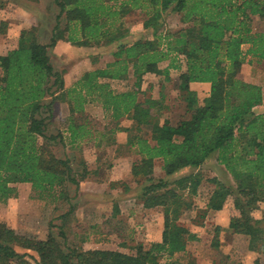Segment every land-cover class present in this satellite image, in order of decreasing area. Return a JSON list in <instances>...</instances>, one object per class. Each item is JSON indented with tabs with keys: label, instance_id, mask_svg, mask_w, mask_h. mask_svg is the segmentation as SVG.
<instances>
[{
	"label": "trees",
	"instance_id": "16d2710c",
	"mask_svg": "<svg viewBox=\"0 0 264 264\" xmlns=\"http://www.w3.org/2000/svg\"><path fill=\"white\" fill-rule=\"evenodd\" d=\"M54 3L59 13L49 43L40 41L39 29L33 26L22 31L16 49L0 56V202L17 198L18 184H30L41 200L68 201L69 188L78 190L82 182L101 175L102 165L90 171L80 159L77 168L70 158H59L54 145L68 143L78 149L85 142L99 147L125 131L129 152L136 157L131 174L144 181L140 189L143 206L163 209L162 240L139 244L135 254L84 250L68 246L64 231L59 235L62 242L55 235L40 240L0 222V264H33L27 259L31 256L19 249L37 253L35 264H181L175 256L185 253L188 243L197 239L179 222L192 207L184 192L196 195L203 178L197 172L174 181L156 180V161L162 162L170 178L186 168H201L212 156L232 177L235 188L212 180L216 188L208 208L221 211L235 192L239 215L231 219L229 229L247 236L251 251H264V229L253 216L257 204L264 202V112L256 113L264 104V93L261 86L240 76L247 55L264 64V32L252 29L254 16L264 21V1L128 0L120 7L106 0ZM138 11L144 29L153 31V39L143 35L128 43L130 32L124 19ZM168 13L178 15L186 27L163 34ZM5 25L1 24V32ZM59 41L79 47H112L114 60L86 72L66 91L64 73L54 68L49 55ZM245 46L249 47L246 52ZM179 56L186 62L178 90L188 117L172 125L156 118L158 101L139 96L144 77L155 74L169 79V69L159 65L171 60V68H179L175 66ZM113 81L129 82L131 89L118 92ZM191 83L211 85L202 103L190 89ZM58 100L70 107L64 121L67 142L63 132L48 131ZM94 102L103 107L110 127L114 125L110 130L96 127L99 121L86 112L85 105ZM125 118L133 121L132 127H120Z\"/></svg>",
	"mask_w": 264,
	"mask_h": 264
},
{
	"label": "rangeland",
	"instance_id": "374dc122",
	"mask_svg": "<svg viewBox=\"0 0 264 264\" xmlns=\"http://www.w3.org/2000/svg\"><path fill=\"white\" fill-rule=\"evenodd\" d=\"M21 1L28 5L31 10L38 12L39 15V22L37 19L31 18L26 20V29L37 26L40 40L48 43L57 24L56 17L59 13V8L55 5L54 0ZM106 1L110 5L120 7L127 0ZM2 9L15 14L12 11V9L14 10L13 6L7 5L5 0H0V10ZM257 18L259 17H253L252 28L256 29L257 27L261 30L264 21L260 24ZM124 21L127 28L134 29L141 26L143 17L138 11L127 15ZM258 24L259 26H256ZM64 25L63 23V27ZM184 27L186 25L180 22L178 15L168 13L164 21L163 34L171 31L176 32ZM142 34H149L152 37L153 31ZM98 50L101 52L98 55L101 61L106 62L111 59L110 50L112 47H103ZM62 51L64 50L62 49ZM246 51L245 48L244 52ZM179 59L185 61L183 56H179ZM52 62L57 71L62 72L69 68L68 60L62 56L56 55ZM240 76L243 80L256 81L264 93V64H259L247 55ZM156 82L158 81L156 80ZM129 84L131 85L128 82L125 84L114 83V86L119 88L122 85L129 88ZM151 85L155 84L151 83ZM156 85L158 86V83ZM154 87L153 90L148 91L147 96H159L158 87L157 89ZM172 90L175 93L174 102L170 99ZM177 91L178 85L176 83L166 85L164 94L165 96L169 95V97L167 102V98L164 100L168 104L169 110L153 111L155 115L157 114L156 118L160 119L161 122L168 120L172 125H176L188 117L186 104L180 99V94ZM66 111L63 104L60 105L56 120L51 122L48 127L49 134L63 132L64 135L66 132L64 123L67 120V117H64ZM263 112L264 104L256 108V113ZM89 115L99 121L96 127L101 130L103 128L110 130L108 128L110 127L109 119L104 120L100 115L99 118L96 109H93ZM117 134L118 132L111 136L110 141H104L99 147L84 144L81 145V148L73 149L68 143L65 146L59 143L53 147L59 158H70L77 168L80 166L78 164L80 159H83L92 171L102 165V176L93 175L96 177L93 180L101 182L103 187L97 188L96 185L87 183L76 190L72 186L69 188L68 201L51 202L39 199L30 184H18V197L10 199L7 203L0 202V222L7 224L20 235L40 240H46L50 235H55L62 242L63 240L59 235L61 231H64L68 238V246L83 248L84 250L103 249L135 254L139 244L148 246L155 242H161L164 230L163 209L144 208L140 197V189L144 181L133 178L130 170L136 157L130 154L127 147L129 133L125 132L127 137H121L123 140L126 138L124 144L118 142ZM197 172L203 178L202 184L196 195L190 196L188 192H184L192 207L181 216L179 221L197 239L189 242L187 251L177 254L175 259L181 264H264V251H251L249 238L244 235L233 234L229 229L231 219L239 215L234 207V198L237 194L234 192L228 198L221 211H213L208 208L210 198L216 188L212 180L217 179L227 187L235 188V182L225 168L217 162L216 156H212L199 169L186 168L170 178L165 175L162 170V162L158 160L156 161L154 178L156 180L164 178L174 181L181 176ZM114 180L119 181L113 182ZM110 181L117 184L107 185ZM253 216L260 221V226L264 229V202L257 204ZM18 251L27 252L31 256L27 259L33 264L39 260L37 253L33 251L20 249ZM164 262L165 260L162 261V263ZM10 264L17 263L12 262Z\"/></svg>",
	"mask_w": 264,
	"mask_h": 264
},
{
	"label": "crops",
	"instance_id": "0c3cea01",
	"mask_svg": "<svg viewBox=\"0 0 264 264\" xmlns=\"http://www.w3.org/2000/svg\"><path fill=\"white\" fill-rule=\"evenodd\" d=\"M5 1H6L7 5L13 6L14 10L12 9V11H14L15 14L10 13V11L6 10V9L0 10V27H1L2 23L6 24L5 26H3V31L2 32L0 31V56H5L8 54V52H10V51H12L18 47L21 33L23 30L26 29V20L27 19H30V18L34 19V20L37 19V21L39 22V15L37 14L38 12L31 10L29 8V6L23 4L21 0H5ZM257 19L260 22V24L263 22L262 20H260V18H257ZM140 25H141L140 27H138V28L136 27L134 29L127 28L129 30L130 34H129V37L126 39V42L132 43V42L136 41L138 38H140L141 36H143L142 33L146 34L147 32L152 31V30L144 29L143 23ZM256 26H259V24ZM252 29H253V32H255V33H263L264 32V24L262 25L261 30L257 29V27H256V29L254 27ZM144 31H147V32H144ZM144 36H147L148 38L153 39L152 37L149 36V34L144 35ZM42 43H44V42H42ZM100 48H103V47H100ZM114 48H117V46H115ZM245 48L248 50L249 47L245 46L244 49ZM62 49L64 51L61 52ZM98 49H99L98 47H93V48H91V47H79V46H76V45L72 44L71 42H67V41H59L54 48L50 49L49 55H50L51 62H52V59L56 55L59 57L62 56V58H64L65 60L66 59L68 60L69 68L67 70L62 71V73H64L63 75H64L65 90L66 91L72 90L86 72L92 71L96 68H103L108 63H110L114 60L112 55L110 54L111 59L107 60L106 62H103V60L101 61V58L98 56V55H100L101 52H98L99 51ZM97 53H99V54H97ZM94 59L96 60V62ZM175 64H176L175 66H179V68H171L172 67L171 60L164 61V62L160 63V65H159L160 69H162V70H166V69L168 70L169 69V71H170L169 79H166V77L164 75L158 76L155 74H147L144 77V82L142 85L143 94L140 95L139 97L140 98L148 97L147 96L148 91L153 90L154 86H155L154 89H157V87H158V89H159L158 95L159 96L158 97H156V96L151 97L150 96V97L152 99H154L155 101H158L157 107L159 108L158 109L159 112L160 111L163 112L164 110H169L168 104L166 103L169 95L165 96V94H164V90H166V85L168 86L170 83H176V85H178L179 84L178 83L179 82V76H180L181 72L184 71L186 68V62L184 60L179 59V58ZM52 65H53V62H52ZM160 79H162V80H160ZM156 80L158 82H156ZM245 81L249 82V83L257 84L256 81H253L251 79H245ZM112 83H113L112 84L113 88H115L118 92H126V91L131 89V86L129 88H125L122 85H120L119 88H116L114 86V83L125 84V81H123V82L122 81H113ZM151 83H154L155 85H151ZM156 83H158V86L156 85ZM210 88H211V85L209 83H191L190 84V89L198 94V97H199L201 103L203 102V100L206 97L209 96ZM177 92L179 93V90ZM174 97H175V93L172 90V95L170 96V99L173 100L172 102H174ZM164 99H166V102ZM62 104L65 107V109L67 110L66 115H64V117L68 118L70 116V107H69L68 102L67 101L63 102V101L58 100L54 104V117L52 119V122L54 120H56L57 111L60 108V105L62 106ZM85 109H86V112L88 114H91L92 110L96 109V114H98V117L100 118V116H102V119H104V120L106 119V116H105L106 113H105L103 107L99 103H96V102L91 103V104L88 103L85 105ZM94 117H95V115H94ZM133 124L134 123L132 120L125 118L121 121L120 127L121 128H130L133 126ZM64 135L65 136L67 135L65 137V139H67L69 137L67 128H66V132L64 133ZM116 137L118 138V142L120 144L126 143V141H125L126 138H125V140H123V138H121V137H127V135L125 134L124 131H118V134ZM119 139H122V140H119ZM84 144H85V142H83L82 145H84ZM90 145H93L94 147L97 146L96 143H94V144L90 143ZM112 168H114V167H112ZM89 170L92 171L91 168H89ZM94 176H92L89 179H87L86 181L82 182L81 186L86 185L87 183H92L93 185H96L95 187H97V188L103 187L104 185L101 182L93 180L94 178H96ZM119 180H117V181H119ZM117 181L114 180L113 182H117ZM113 182L110 181V183H108L107 185H109Z\"/></svg>",
	"mask_w": 264,
	"mask_h": 264
}]
</instances>
